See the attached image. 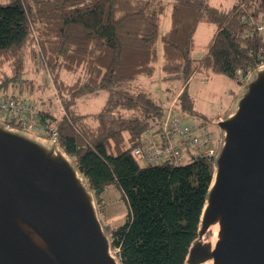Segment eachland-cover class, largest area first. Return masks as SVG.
Returning <instances> with one entry per match:
<instances>
[{"label": "trees", "instance_id": "1", "mask_svg": "<svg viewBox=\"0 0 264 264\" xmlns=\"http://www.w3.org/2000/svg\"><path fill=\"white\" fill-rule=\"evenodd\" d=\"M163 10L162 0L0 4V93L12 89L15 97L29 98L37 88L26 77L28 64L48 69L61 114L38 108L40 119L56 121L58 143L85 175L96 204L114 187L129 205L122 225L105 226L121 264H187L214 173V158L206 155L177 166L169 160L145 165L134 153L150 120L167 111L149 93L129 88L155 72ZM252 17L264 19V0H239L228 12L206 0H175L170 29L161 38L163 79L188 85L196 73L207 70L241 88L248 74L264 63V39L253 30ZM200 23L213 24L216 33L205 57L195 59ZM63 72L78 73V78L68 82ZM100 91L107 93L104 107L81 113L79 99ZM238 92L233 91L231 102ZM175 109L202 117L185 88ZM220 117L208 122L216 125ZM0 121L22 129L15 120Z\"/></svg>", "mask_w": 264, "mask_h": 264}, {"label": "water", "instance_id": "2", "mask_svg": "<svg viewBox=\"0 0 264 264\" xmlns=\"http://www.w3.org/2000/svg\"><path fill=\"white\" fill-rule=\"evenodd\" d=\"M216 126L214 173L187 264H264V63ZM0 264H121L75 161L57 141L4 121Z\"/></svg>", "mask_w": 264, "mask_h": 264}, {"label": "rangeland", "instance_id": "3", "mask_svg": "<svg viewBox=\"0 0 264 264\" xmlns=\"http://www.w3.org/2000/svg\"><path fill=\"white\" fill-rule=\"evenodd\" d=\"M14 0H0V4H8ZM164 10L161 14L160 39L158 41L159 58L155 63V72L152 77L142 76L137 81L130 84L129 88L134 92L149 93L158 102L169 107L176 99L174 95L181 88H185L189 96L194 100L195 110L204 113L202 117L185 115L181 111L174 109V115L183 118V124H196L203 121L210 130H215L219 138V129L208 118H212L213 112L218 105L228 109L230 98L229 90L238 91L240 86L223 75L213 74L207 70H201L196 73L188 85L181 81H166L163 79L164 72L162 65L164 63L161 38L169 31L171 24V11L175 0H162ZM207 3L222 11L228 12L239 4V0H206ZM216 33V27L210 23H200L195 34L196 46L192 52V57L202 59L208 52ZM26 77L33 80L36 94H39L44 103L40 104V110H52L56 115L61 114L60 106L57 103V96L54 94L56 87L52 85L51 76L45 66L39 65V69L28 64ZM63 78L68 82H73L78 78V73L63 72ZM42 89V90H41ZM44 90V91H43ZM10 91H13L10 89ZM46 92V93H45ZM29 102L33 103L26 96ZM56 98V99H55ZM174 98V99H173ZM107 93L100 91L96 94L86 95L79 99L78 109L81 113L89 115L99 112L105 105ZM58 100V99H57ZM206 117V118H205ZM207 119V120H206ZM142 163V162H141ZM98 214L104 226L108 230L122 225L129 213V205L123 197L122 192L117 188H110L104 196L103 203L97 202ZM211 236V235H210ZM210 236L207 238L209 239ZM205 239V240H207Z\"/></svg>", "mask_w": 264, "mask_h": 264}, {"label": "built area", "instance_id": "4", "mask_svg": "<svg viewBox=\"0 0 264 264\" xmlns=\"http://www.w3.org/2000/svg\"><path fill=\"white\" fill-rule=\"evenodd\" d=\"M251 25L264 39V19L252 17ZM13 93H0V117L17 121L25 132L58 142L56 121L45 120L43 123L38 115V105L27 98H17ZM54 94L59 99L58 92ZM175 107L176 100L164 116L153 117L143 132L141 144L134 151L143 164L153 165L169 160L179 166L188 163L195 155L216 156L219 138L214 132L202 122L183 124V118L173 114Z\"/></svg>", "mask_w": 264, "mask_h": 264}, {"label": "crops", "instance_id": "5", "mask_svg": "<svg viewBox=\"0 0 264 264\" xmlns=\"http://www.w3.org/2000/svg\"><path fill=\"white\" fill-rule=\"evenodd\" d=\"M32 66L33 65H30V70L32 69ZM53 85V84H52ZM54 86V85H53ZM182 89L183 88H181L180 90H179V92L177 93V95H176V97H175V99L178 97V95L181 93V91H182ZM42 90V89H41ZM44 91V90H43ZM56 91H57V89H56ZM233 91L234 90H229L228 91V96H229V98H230V102H229V104H228V107L230 106V104H231V100H232V96H233ZM46 93V92H45ZM32 95V94H31ZM29 96V98H30V100H32L33 102H34V104L35 105H38V108L40 107V104H42V103H44V99H41V97H40V95L39 94H34V95H32V96ZM56 99V98H55ZM56 101H57V103L59 104V106H60V100L58 99H56ZM218 108L213 112V114H211L212 115V117L214 118H216V117H222V115L227 111V108H225V107H223L222 105L220 106V105H218L217 106ZM43 111H47V110H43ZM49 111H51L52 112V110H50L49 109ZM197 113H199L200 115H203L204 113H201V112H197ZM55 114V113H54ZM185 115H188V114H185ZM220 117V118H221ZM214 124V123H213ZM213 132H214V134H215V136H217V138H218V134H217V132L215 131V130H212Z\"/></svg>", "mask_w": 264, "mask_h": 264}]
</instances>
